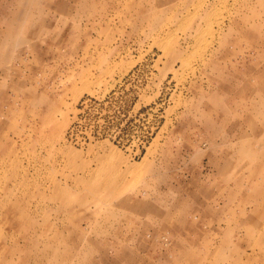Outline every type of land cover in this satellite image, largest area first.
<instances>
[{
    "label": "rangeland",
    "instance_id": "374dc122",
    "mask_svg": "<svg viewBox=\"0 0 264 264\" xmlns=\"http://www.w3.org/2000/svg\"><path fill=\"white\" fill-rule=\"evenodd\" d=\"M263 100L264 0H0V264H264Z\"/></svg>",
    "mask_w": 264,
    "mask_h": 264
},
{
    "label": "bare ground",
    "instance_id": "6f19581e",
    "mask_svg": "<svg viewBox=\"0 0 264 264\" xmlns=\"http://www.w3.org/2000/svg\"><path fill=\"white\" fill-rule=\"evenodd\" d=\"M222 27V26H221ZM180 54V53H179ZM240 57V56H239ZM261 98V97H260ZM263 102H264V100H263ZM111 184V183H110ZM127 203V202H126ZM14 211H15V209H14ZM15 213V212H14ZM8 219V218H7ZM9 220V219H8ZM47 233V232H46ZM53 234V233H52ZM42 235V234H41ZM41 235H40V237H41ZM65 236V235H64ZM63 239V238H62ZM67 239V238H66ZM78 243V242H77ZM28 249V248H27ZM58 249V248H57ZM57 249H56V251H57ZM12 253V252H11ZM66 253L68 254V252L66 251Z\"/></svg>",
    "mask_w": 264,
    "mask_h": 264
}]
</instances>
